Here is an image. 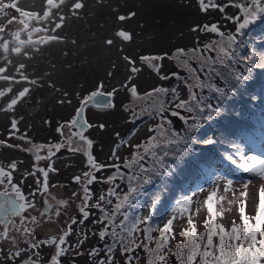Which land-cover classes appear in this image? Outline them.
Listing matches in <instances>:
<instances>
[{"label": "rangeland", "instance_id": "obj_1", "mask_svg": "<svg viewBox=\"0 0 264 264\" xmlns=\"http://www.w3.org/2000/svg\"><path fill=\"white\" fill-rule=\"evenodd\" d=\"M260 20L264 0H0V264H264V134L175 192L215 157L184 165L191 144H234L233 108L203 126L263 63Z\"/></svg>", "mask_w": 264, "mask_h": 264}, {"label": "trees", "instance_id": "obj_2", "mask_svg": "<svg viewBox=\"0 0 264 264\" xmlns=\"http://www.w3.org/2000/svg\"><path fill=\"white\" fill-rule=\"evenodd\" d=\"M255 27H259L260 29L255 30ZM261 29L263 30V32L260 33ZM248 30H254V32L258 35L261 34V41L258 37V43L260 42L264 44V20H260L258 24L252 26L250 29H247L246 32H248ZM246 66L247 67L245 68L238 67L240 72H238L236 80L231 79V81L229 82V86L223 87V90L225 92V95H221L223 99H226L224 97L229 95H236L233 98V103H231L230 106L227 105L225 106V108H223V111H226L228 109L227 113H225L223 116H214L213 118L208 119L204 122L205 124L203 126L204 129H208L211 127V125H215L218 121H230L228 113H230L231 108H233L235 114H231V116L234 114L232 127L231 130H228L226 133L229 134L228 138L231 139V142L233 140L234 144H226L222 141V138L219 140L218 137L214 136L210 137L211 141L207 144H191L187 150L188 157H185L184 165L186 162H190V155L194 156V152L198 150L196 146H208L207 148H205V150L213 152L215 154V157L210 161H206L201 157V155H195L191 166L192 177H184V172L182 173L183 177H178V187L175 191L177 194H180L181 192L183 194H186L187 192L191 191L190 188L192 190H196L198 187L205 186L216 177H220L222 175L224 176L227 173L229 174L233 172L238 174V170H231V167L235 169L238 166L235 164V158L230 154L231 150H235L239 145H242L244 149H248V145H245V143H249L250 148L258 150L257 148H259V145L262 143L260 136L264 134V60L260 66L259 64H255V62L248 63ZM244 85L247 88L244 93L247 99L243 95ZM233 91L235 92L234 94H232ZM238 94L243 95L244 101L235 100ZM256 94H258L257 100ZM259 94L261 95V97L259 96ZM229 99L230 97L227 98V100ZM246 106L250 107L252 110L254 109V112H252L251 114V111H246ZM219 107L221 108V105ZM235 120L236 122H234ZM231 136H233V138H231ZM186 184L190 186L189 189H185L182 191V188ZM163 190L165 189L163 188ZM167 194L171 193L170 190L168 191L166 189V191H164V193L162 194L161 199L164 200L165 198V202L170 204L172 203V199L174 197H171Z\"/></svg>", "mask_w": 264, "mask_h": 264}, {"label": "water", "instance_id": "obj_3", "mask_svg": "<svg viewBox=\"0 0 264 264\" xmlns=\"http://www.w3.org/2000/svg\"><path fill=\"white\" fill-rule=\"evenodd\" d=\"M112 102V96L106 94H99L92 99V105L97 109H106ZM75 126L80 131H84L88 128V124L86 121L85 113H79L76 118Z\"/></svg>", "mask_w": 264, "mask_h": 264}, {"label": "flooded vegetation", "instance_id": "obj_4", "mask_svg": "<svg viewBox=\"0 0 264 264\" xmlns=\"http://www.w3.org/2000/svg\"><path fill=\"white\" fill-rule=\"evenodd\" d=\"M45 174V173H44ZM2 190V189H1ZM2 198H8V196H3Z\"/></svg>", "mask_w": 264, "mask_h": 264}]
</instances>
